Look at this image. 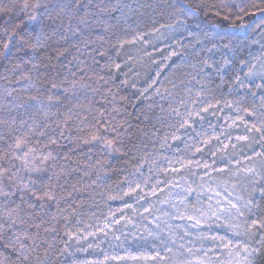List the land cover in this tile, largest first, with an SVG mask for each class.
Instances as JSON below:
<instances>
[{"label":"snow or ice","instance_id":"obj_1","mask_svg":"<svg viewBox=\"0 0 264 264\" xmlns=\"http://www.w3.org/2000/svg\"><path fill=\"white\" fill-rule=\"evenodd\" d=\"M0 264H264V0H0Z\"/></svg>","mask_w":264,"mask_h":264},{"label":"trees","instance_id":"obj_2","mask_svg":"<svg viewBox=\"0 0 264 264\" xmlns=\"http://www.w3.org/2000/svg\"><path fill=\"white\" fill-rule=\"evenodd\" d=\"M129 51H130V54L134 58H138L136 49H130ZM122 58H126V57H122ZM157 58L159 59V57H157ZM140 70L142 71V69H140ZM116 179H118V178L117 177H113V186H114V183H115ZM112 206H113V208L118 207L119 206V202L118 201L114 202Z\"/></svg>","mask_w":264,"mask_h":264},{"label":"rangeland","instance_id":"obj_3","mask_svg":"<svg viewBox=\"0 0 264 264\" xmlns=\"http://www.w3.org/2000/svg\"><path fill=\"white\" fill-rule=\"evenodd\" d=\"M149 51H152V49L151 48H149L148 49ZM158 57V56H157ZM158 59V58H157ZM85 247H86V245H85ZM105 247H106V245H105ZM79 256H80V258H90V257H86V255L85 254H78Z\"/></svg>","mask_w":264,"mask_h":264}]
</instances>
